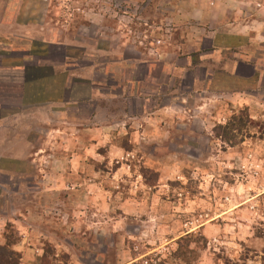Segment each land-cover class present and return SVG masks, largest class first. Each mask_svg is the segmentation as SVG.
Here are the masks:
<instances>
[{"label": "rangeland", "instance_id": "1", "mask_svg": "<svg viewBox=\"0 0 264 264\" xmlns=\"http://www.w3.org/2000/svg\"><path fill=\"white\" fill-rule=\"evenodd\" d=\"M31 69L41 75L28 79ZM67 89L74 93L66 98ZM10 90L17 96L23 91L25 98L33 94L34 104L0 111L12 119L0 117V166L9 168H0V262L127 264L120 239L134 256L129 264L263 262L264 0H0V92ZM163 103L174 106L165 116L168 123L162 122L166 138L184 146V157L196 151L194 158L208 166L163 181L164 191L156 193L162 206L150 214L159 220L128 217L113 231L111 213L98 216L93 227L88 213L85 219L76 215L65 233L61 215L29 217L36 206L47 205L55 188L49 189L36 156L13 163L2 154L19 134L46 148L52 144L47 129L69 125V118L73 139L82 125H113L104 133L107 145L98 149L107 155L101 163L106 188L143 195L159 189L162 180L142 156L175 147L170 141L155 147L152 137L133 143L129 130L119 131L132 122L131 112L142 125L143 106L157 111ZM244 110L250 121L235 130V144L215 135L216 125ZM18 113L25 116L13 118ZM115 146L124 152L109 158L106 149ZM219 214L218 223L229 224L224 232L193 230ZM126 223L141 228L126 232Z\"/></svg>", "mask_w": 264, "mask_h": 264}, {"label": "crops", "instance_id": "2", "mask_svg": "<svg viewBox=\"0 0 264 264\" xmlns=\"http://www.w3.org/2000/svg\"><path fill=\"white\" fill-rule=\"evenodd\" d=\"M73 93L74 92L72 91L69 95L71 96ZM17 95L18 92H14L12 90H10V93H4V95L0 92V111L3 108H9L12 106L18 107L14 102L11 101V99L18 97ZM143 102H145L144 99ZM70 103L73 102L70 101ZM84 104L85 103H83V105ZM143 107L144 108L142 113L140 112V116H143L142 125L137 119L134 122V118L137 117H133L131 112V117H127V120L129 119V122L132 120V122L128 124L127 128L123 127L124 130L121 129L119 133H122L123 131H125V129L127 133L129 130V141L133 143H136L135 141H140V139L146 140L149 137H152L151 139L154 140H151L152 143H157L154 144L155 147H160L162 144H164V142L171 140L168 139L170 135L168 136V138H166L168 133L165 130L164 124L168 123L165 116H167V113H170L173 110L174 106L168 103H163L162 105H160L159 110L157 111H151V109L148 111L147 106ZM17 112L18 111H16L15 113ZM4 116L5 115L0 117L2 118ZM21 116L25 115L18 113L13 116V118L16 119ZM10 120H12L11 117H6L2 118L1 122ZM195 120H199L202 122L199 116H197ZM71 121L72 119L69 118V125H67V121H64V126L62 128L60 126H50V128L47 129L46 135L48 133L50 134L46 138V141L52 144L48 147L47 144H45L46 148L34 147L30 139L26 137L27 140H25L21 138L19 134L15 146L9 147L6 150H2V154L8 156L7 159H10L13 163L16 161L19 162L21 160L27 159V157L30 155L32 156V158L36 156L37 162L39 161L38 163L43 162L42 165L45 166L44 171L48 173V187L50 190H53L54 188L55 189L54 192L50 193V195L48 196L47 202H45L47 203V205L36 206V209L31 213L32 215L29 217H31V219L33 220H36L38 218L42 219V213H48V217L50 218L55 217L56 214L61 215V219L66 218V220L62 224L60 221V225H64L63 229L65 233H67L68 230V223L73 221L76 215H81V217L84 216L85 219L86 214L88 213H90L91 216L94 215L92 217L95 218L94 220L87 219V224L90 227H93L92 225H96V223L97 225L98 223H100L98 216H101L104 213H111L112 215L110 218L112 219L111 227L113 231L119 230V227H122L124 220L126 219L128 221V217L136 220L138 217H141L145 214L149 215V219L154 218L153 220L155 221L159 220L160 218L154 216L152 217V215L150 214L157 213V210H159L158 205L162 206V203L160 202L159 204V201L156 200V193H158L159 191H164V189L161 187L162 185L165 186L163 181L174 178L175 174L181 173V171L184 169L194 168L193 170L197 169L199 171L208 166L206 164H200L199 160L194 158V156H197V153H195L196 151L190 153L191 155L189 154V156L192 158H186L183 156V154H187L184 146H179L180 142L170 141L168 142V144L171 145V147H175L173 150L167 153L164 152L162 154L157 153L155 155H151L153 158L148 156L146 157L145 155L142 156V158H145L144 162L148 164V167H151L152 169L158 171L159 176L162 180L159 189H155V191H153V187H148L150 189V192H147V190L145 189L143 195H127L126 193L122 194L120 191H111L110 189L106 188L107 184L104 178V170L101 167V163L102 161H104L107 155L101 154L98 149L99 147H105V145H107L106 141L109 139L106 138L104 133L107 132L108 129L112 128L113 125H106L105 127L104 125L97 127L82 125L80 128L76 129L78 131V137L75 138V140L73 139V137H76V134L73 133ZM48 122H50V120ZM162 122H164V124H162ZM136 124H139L140 128H136ZM122 125L123 123L120 122V120L117 121L118 127L121 128ZM160 140L161 142H158ZM74 141L75 143L79 144V147H77V149L74 148ZM110 145L111 144H109V146ZM46 149H48L49 151L46 152ZM181 151L183 153H181ZM106 152L109 153L108 157L111 158L113 157V154L114 156L123 154L124 150L119 148L118 146H115V148L113 149H106ZM46 155H48L49 157ZM226 156H229V154L227 155L226 153ZM228 163L230 162L228 161ZM37 167L40 168V165L38 164ZM0 168L6 171L9 170V168L7 167L0 166ZM10 174H8V176H11ZM20 175L21 173L18 172V178L20 177ZM111 183L113 182L111 181ZM130 193H133V190H131ZM197 201L200 200L198 199ZM21 212L22 211L17 212V215H21V219H30L28 215L25 214L26 212ZM117 212L120 213L118 214ZM2 216L3 217L1 219H10L8 215ZM219 216L220 214L218 215V217L215 216L214 218H210L209 220L204 221L203 224H200L193 230L200 229L207 236L213 235L215 231L224 232L225 230H227L229 224L224 223L220 225L217 220ZM50 222L55 224L54 221ZM161 224L162 223L160 221L157 223V226H161ZM128 225V223L125 224L124 231L126 232H129V229H127V227H129L132 231V229H134V226H140L135 223L134 225ZM236 225L238 226L240 225V223ZM242 225L247 227V225H245L244 223H242ZM144 226L148 227L147 220L145 221ZM28 231L29 229L26 231H24L23 229L20 231V233L24 232L28 235ZM228 231L235 232V230ZM121 238H123V235ZM17 249L22 248L18 247ZM118 249L120 250V255L121 253H123L124 258L130 259L126 262L127 264L133 261L134 256L128 255V251L124 250L121 239L119 240Z\"/></svg>", "mask_w": 264, "mask_h": 264}, {"label": "trees", "instance_id": "3", "mask_svg": "<svg viewBox=\"0 0 264 264\" xmlns=\"http://www.w3.org/2000/svg\"><path fill=\"white\" fill-rule=\"evenodd\" d=\"M32 73H35L36 76L41 75V74L39 75L38 69H37V72L35 69H31L30 73L28 75V79L30 78ZM45 80H47V79H45ZM47 81H49V79ZM34 83H35V81L33 82V81L29 80V83H27V85L29 87L34 86ZM67 90L65 91V92H68V93H66V98L70 94V90L69 89H67ZM32 95L33 94H31V96H28L27 98H25V94L22 91L21 96L13 98V99H11V101L14 102L15 105L19 106V108H20V106L25 107L27 105L34 104V101H32ZM23 97L25 98L26 102H24ZM249 121H250V118L244 110V112H240L239 114H232V116L230 117V120L226 124L216 125V127L214 128L213 131H215V135L217 137H219L222 141H225L227 143L230 141H233L235 144L236 143V141H234L235 136H236L235 130L237 132H240L242 130V128L246 125V122H249ZM262 260H263V262L261 264H264V258ZM0 264H17V260L10 259V260H6L4 262H0Z\"/></svg>", "mask_w": 264, "mask_h": 264}, {"label": "built area", "instance_id": "4", "mask_svg": "<svg viewBox=\"0 0 264 264\" xmlns=\"http://www.w3.org/2000/svg\"><path fill=\"white\" fill-rule=\"evenodd\" d=\"M145 263H147V262L145 261Z\"/></svg>", "mask_w": 264, "mask_h": 264}]
</instances>
